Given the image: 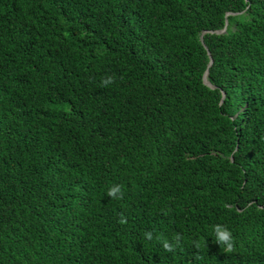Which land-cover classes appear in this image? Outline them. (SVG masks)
<instances>
[{
	"label": "trees",
	"instance_id": "trees-1",
	"mask_svg": "<svg viewBox=\"0 0 264 264\" xmlns=\"http://www.w3.org/2000/svg\"><path fill=\"white\" fill-rule=\"evenodd\" d=\"M0 264H264V0H0Z\"/></svg>",
	"mask_w": 264,
	"mask_h": 264
},
{
	"label": "clouds",
	"instance_id": "clouds-1",
	"mask_svg": "<svg viewBox=\"0 0 264 264\" xmlns=\"http://www.w3.org/2000/svg\"><path fill=\"white\" fill-rule=\"evenodd\" d=\"M116 191H117L116 188H112L109 191V195H113ZM215 232H216L217 243L219 245H226V247L224 249L226 252L233 251V243H232L231 233L226 228H222L221 226H216Z\"/></svg>",
	"mask_w": 264,
	"mask_h": 264
},
{
	"label": "water",
	"instance_id": "water-1",
	"mask_svg": "<svg viewBox=\"0 0 264 264\" xmlns=\"http://www.w3.org/2000/svg\"><path fill=\"white\" fill-rule=\"evenodd\" d=\"M226 30V28H224L223 30H215L214 32H216V33H222V32H224ZM203 35H204V33L201 35V39L203 40ZM207 75H208V71H206V73H205V81H206V83H208L209 84V82L207 81Z\"/></svg>",
	"mask_w": 264,
	"mask_h": 264
}]
</instances>
